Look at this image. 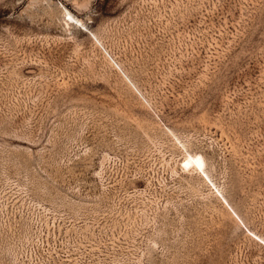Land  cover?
<instances>
[{"label":"rangeland","instance_id":"rangeland-1","mask_svg":"<svg viewBox=\"0 0 264 264\" xmlns=\"http://www.w3.org/2000/svg\"><path fill=\"white\" fill-rule=\"evenodd\" d=\"M0 264H264V0H0Z\"/></svg>","mask_w":264,"mask_h":264},{"label":"bare ground","instance_id":"bare-ground-1","mask_svg":"<svg viewBox=\"0 0 264 264\" xmlns=\"http://www.w3.org/2000/svg\"><path fill=\"white\" fill-rule=\"evenodd\" d=\"M203 164H204L203 158L200 155H198V156H195V157H189L186 160L185 166L188 165V166H193V167L200 168L201 166L202 167L205 166Z\"/></svg>","mask_w":264,"mask_h":264}]
</instances>
